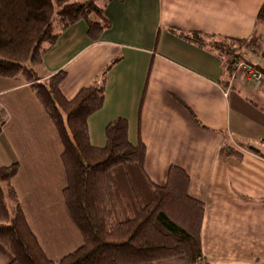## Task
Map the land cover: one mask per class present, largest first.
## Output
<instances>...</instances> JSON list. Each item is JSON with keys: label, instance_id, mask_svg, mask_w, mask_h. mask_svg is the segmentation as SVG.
I'll return each mask as SVG.
<instances>
[{"label": "crops", "instance_id": "obj_1", "mask_svg": "<svg viewBox=\"0 0 264 264\" xmlns=\"http://www.w3.org/2000/svg\"><path fill=\"white\" fill-rule=\"evenodd\" d=\"M263 2L108 0L110 27L99 40L79 21L43 57L47 73H67L61 91L68 99L120 57L108 72L102 109L88 120L90 140L105 146L106 126L123 117L130 141L146 146L144 168L154 183L166 184L171 165L187 171L189 194L205 205L200 264H264V85L241 71L227 76L224 53L196 47L168 28L255 38L264 51V21H257ZM238 51L263 68L260 57ZM0 111V166L19 164L12 185L42 250L57 261L83 242L64 201V146L23 81L0 76ZM223 147L242 157L223 156ZM12 259L0 243V264ZM144 264L189 263L174 257Z\"/></svg>", "mask_w": 264, "mask_h": 264}, {"label": "trees", "instance_id": "obj_2", "mask_svg": "<svg viewBox=\"0 0 264 264\" xmlns=\"http://www.w3.org/2000/svg\"><path fill=\"white\" fill-rule=\"evenodd\" d=\"M107 1L0 0V76L26 83L54 123L64 146V201L83 240L75 251L50 260L12 185L19 164L0 166V243L13 255L9 264H144L174 257L200 264L204 260L205 205L189 194L187 171L171 165L166 184L154 183L144 168L146 146L130 141L123 117L106 126L105 146L96 147L90 140L88 120L102 109L108 72L120 57L71 99L61 91L67 73H47L43 67L45 53L79 21L86 22L92 40H99L110 27ZM257 21H264V2ZM168 30L196 47L224 54L242 42L178 27ZM244 147L258 152L253 146ZM221 153L242 157L232 147H223Z\"/></svg>", "mask_w": 264, "mask_h": 264}, {"label": "built area", "instance_id": "obj_3", "mask_svg": "<svg viewBox=\"0 0 264 264\" xmlns=\"http://www.w3.org/2000/svg\"><path fill=\"white\" fill-rule=\"evenodd\" d=\"M261 60L264 64V55L261 56ZM227 65L233 71L243 72L247 80L264 85V66L263 68L259 67L256 64L246 62L243 59H240L239 57L236 56H231V58L228 59ZM3 123H4V116L0 111V129Z\"/></svg>", "mask_w": 264, "mask_h": 264}, {"label": "rangeland", "instance_id": "obj_4", "mask_svg": "<svg viewBox=\"0 0 264 264\" xmlns=\"http://www.w3.org/2000/svg\"><path fill=\"white\" fill-rule=\"evenodd\" d=\"M242 48L248 49V51L257 55L260 58L261 56L264 55V51L262 47L257 43V40L255 38H250L246 40L242 39V42L240 41L239 44H235V46L233 47V52L225 55L228 57V59L231 58V56H236L239 57L240 59H243L246 62L251 63L250 61H247L246 58L243 57L242 53H240L239 51L237 52V49H242Z\"/></svg>", "mask_w": 264, "mask_h": 264}]
</instances>
